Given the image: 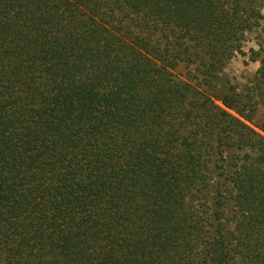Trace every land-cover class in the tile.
<instances>
[{
    "label": "trees",
    "instance_id": "1",
    "mask_svg": "<svg viewBox=\"0 0 264 264\" xmlns=\"http://www.w3.org/2000/svg\"><path fill=\"white\" fill-rule=\"evenodd\" d=\"M263 11L0 0V264H264Z\"/></svg>",
    "mask_w": 264,
    "mask_h": 264
},
{
    "label": "rangeland",
    "instance_id": "2",
    "mask_svg": "<svg viewBox=\"0 0 264 264\" xmlns=\"http://www.w3.org/2000/svg\"><path fill=\"white\" fill-rule=\"evenodd\" d=\"M264 14V11H263ZM264 20L261 22L259 29L252 33L247 34L246 42L243 47V55H237L231 60L223 69V78L230 82L231 85L236 87L239 91H243L252 80L257 68V63H251L248 60V52L250 49L257 50V45L264 40ZM178 78H184V70L182 67L176 70L175 73ZM219 105V103H217ZM264 118V108L260 107L255 115L253 123L250 125L256 132L261 134L256 126L259 125Z\"/></svg>",
    "mask_w": 264,
    "mask_h": 264
}]
</instances>
